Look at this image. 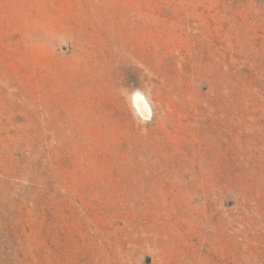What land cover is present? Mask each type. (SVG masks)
<instances>
[{"label": "rangeland", "instance_id": "rangeland-1", "mask_svg": "<svg viewBox=\"0 0 264 264\" xmlns=\"http://www.w3.org/2000/svg\"><path fill=\"white\" fill-rule=\"evenodd\" d=\"M0 264H264V0H0Z\"/></svg>", "mask_w": 264, "mask_h": 264}, {"label": "bare ground", "instance_id": "bare-ground-1", "mask_svg": "<svg viewBox=\"0 0 264 264\" xmlns=\"http://www.w3.org/2000/svg\"><path fill=\"white\" fill-rule=\"evenodd\" d=\"M136 101H137V105H138V107L142 113L147 114L150 111V107H149L145 97L140 95L139 97L136 98Z\"/></svg>", "mask_w": 264, "mask_h": 264}]
</instances>
